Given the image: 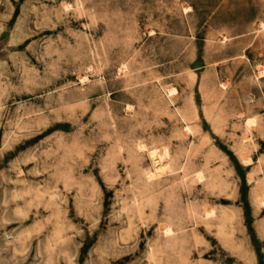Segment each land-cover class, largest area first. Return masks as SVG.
I'll use <instances>...</instances> for the list:
<instances>
[{
	"label": "rangeland",
	"instance_id": "1",
	"mask_svg": "<svg viewBox=\"0 0 264 264\" xmlns=\"http://www.w3.org/2000/svg\"><path fill=\"white\" fill-rule=\"evenodd\" d=\"M263 24L0 0V264H264Z\"/></svg>",
	"mask_w": 264,
	"mask_h": 264
},
{
	"label": "bare ground",
	"instance_id": "2",
	"mask_svg": "<svg viewBox=\"0 0 264 264\" xmlns=\"http://www.w3.org/2000/svg\"><path fill=\"white\" fill-rule=\"evenodd\" d=\"M263 25H264V24H263ZM262 28H263V26H262ZM262 73H264V72H262ZM263 75H264V74H263ZM84 80H85V79H84ZM84 82H85V81H84ZM247 123H248L249 125H253V124L255 123V117H254V118H253V117H252V118H249L248 121H247ZM140 148H141V150H142V148L144 149L145 146H144V145H141ZM139 150H140V149H139ZM243 158H244V161L246 162V164L252 162V157H251V156H245V155H244ZM250 164H251V163H250ZM200 176H202V174L199 175V178H201ZM149 177H150V178L156 177V174H153V173H152V174L149 175ZM201 179H202V178H201ZM208 214H210V213H208ZM169 232L171 233V232H172V229H169V228H168V229H167V233H169Z\"/></svg>",
	"mask_w": 264,
	"mask_h": 264
}]
</instances>
